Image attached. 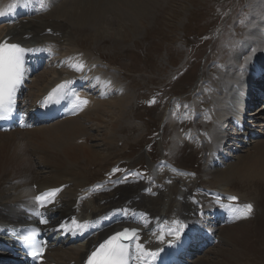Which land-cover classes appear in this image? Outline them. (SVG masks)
<instances>
[{"label": "bare ground", "instance_id": "6f19581e", "mask_svg": "<svg viewBox=\"0 0 264 264\" xmlns=\"http://www.w3.org/2000/svg\"><path fill=\"white\" fill-rule=\"evenodd\" d=\"M160 1L167 0H0V13H3L0 15V44L27 43L34 60L44 61V67L47 68V71L39 75L35 74L37 76L33 75L27 85L24 101H27L25 105L28 109L39 103L42 104L46 97L45 92L55 84L67 81L72 86L70 92V96L74 98L71 102L72 116L53 125L57 135L59 134L64 142L76 135H85L81 125L89 121L91 115L101 113L103 109L111 112V105L114 104L112 108H118V113L111 121L114 125L111 129L112 133L107 136L105 142V145H108L115 139L114 137L111 140L110 137L119 132V122L128 113V97L125 94L120 98L107 100L112 87L107 64L93 51H83L74 42L73 37L80 35L77 32L92 28L91 41L103 40L106 36L103 25L117 22L110 18L111 15L117 18V25L121 27L126 22L149 23L147 12L151 13L161 8L158 4ZM261 2L262 0L257 1L255 7L257 14L263 13V7H258ZM262 5L264 6V1ZM45 11L47 12L43 16L42 12ZM257 24L258 29H253L248 35L249 39L242 44L246 49L253 47L251 55L256 63L250 67L247 66L249 60L244 63L246 66L240 76L237 73V69H241L240 66H229L228 72L232 71V73L222 76L223 78L219 77L218 87L212 86L213 91H210V95H204V100L208 102L207 104L204 102L205 110L201 115V121L206 125H212V128L211 132L204 130L202 137L199 138L210 145L209 151L205 148V153H208L209 170H214L210 175L217 190L213 196L204 197L207 199L204 205L191 199L197 192L196 183L190 178L178 176L166 167L151 168L146 182L137 178L131 184L114 182L84 191L83 188L86 186L81 183V175L88 167L98 165V159L110 158L109 150L106 149L104 157H96L86 146V137H77L74 141L85 139V144L81 147L70 144L66 147L61 146L55 159L49 162V166H45L46 160L35 165L26 158V155L11 149L12 145L9 144L17 142L14 140L17 135L30 141L42 135L45 130L53 129L49 125L41 128L40 124L23 131L17 129L0 132V173L11 172L23 175L25 171H30L25 174L17 188L24 191L22 195L12 194L6 179H0V224L24 221V215L19 209L20 205L31 204L33 196L40 192L38 189L33 190L32 186L43 187L42 189L53 188L49 193L54 195L49 196L41 192L44 197L41 203L43 213L46 216L61 217L64 221L77 216L79 225L73 233L65 232L63 234L65 239L59 245L48 246L44 253V262L41 264H81L94 244L121 227L138 230V238H135L134 245H142L143 258L148 259L150 253H154L168 241L177 240V231L180 236L177 241H180L183 235L190 234L195 228L207 226L208 220L214 221L219 216L223 215L226 222L231 224L246 219L249 215H241L244 206L251 204L253 212L258 203L256 198H252L255 188L251 187L264 184V142L251 141L250 143H254L255 152L247 154L244 158L230 154L223 155L221 143L231 142L251 132L257 133L258 137L264 136V125H256L259 119L264 118V116L260 117L264 105L248 113L251 106L261 103V99L264 98V95L258 94L259 91L264 94V86L255 87L263 81L258 79L255 83L252 78L262 69L255 71L258 64L256 58L264 56V34L263 38L260 36L264 21L258 20ZM114 35L121 40L126 38V34L121 35L117 32ZM242 56L240 51L236 53V58L241 59ZM262 59H260L261 64H263ZM247 74H252V77ZM234 77L235 80H230ZM243 95L248 98L244 99ZM106 121L103 117H97L93 124L100 129L104 127ZM226 123L229 131L222 128V124ZM253 127H258V130H254ZM57 139L61 141L58 136ZM18 141H20L19 146H22L21 140ZM233 158L236 160L235 163H224ZM254 160L255 164H253ZM222 167L223 169H218ZM47 168L50 170V177L42 179L41 184L37 185L36 172ZM234 179L239 180L243 185L238 187L236 192L231 191ZM240 192L245 194L241 195ZM233 196L236 199L232 200L233 203H229L231 200L229 197ZM175 219L178 228L174 232ZM180 225L184 227L181 229ZM50 227L52 224L46 223V228ZM91 227H101L102 230L81 242L75 239L77 234H82ZM223 228L219 229L216 226L213 228L219 241L222 240L225 232ZM204 241H207L206 237ZM194 254L191 255L189 264H218L213 260L196 258ZM230 264L236 263L232 261Z\"/></svg>", "mask_w": 264, "mask_h": 264}, {"label": "rangeland", "instance_id": "374dc122", "mask_svg": "<svg viewBox=\"0 0 264 264\" xmlns=\"http://www.w3.org/2000/svg\"><path fill=\"white\" fill-rule=\"evenodd\" d=\"M257 1H160L158 4L161 8L151 13L147 12L149 23L126 22L121 27L117 25V18L111 15L110 18L117 22L103 25L106 35L103 40L91 41L92 28L77 32L80 35L73 37L74 42L83 51H93L107 64L108 77L112 86L107 100L120 98L124 94L128 97V113L119 122V132L110 137L111 140L114 137L115 139L105 145L107 136L112 133L114 123L111 121L118 113V108H112L114 105L112 104L111 112L103 109L101 113L91 115L89 121L81 125L85 135H76L64 142L53 127L60 121H55L41 126L42 128L49 125L54 130L47 129L42 135L30 141L19 135L15 136L14 140L17 142H11L10 148L26 155V158L35 165L46 160L47 167L59 153V147H66L67 144L77 147L84 145L85 139L74 141L75 138L83 136L86 137V146L96 157H104L106 149L110 152V158L98 159V165L88 167L81 175V183H84L86 187L101 179L115 167H119L120 172L135 167L140 173L135 177L132 174L130 176L134 177L132 181L136 177L144 180L143 177L148 175L147 168L151 169L162 159H167L174 163L176 168L192 173L185 177L196 183V187L199 185L216 190L212 183L213 177L210 175L214 170H209L208 153H205L210 145L199 138L202 137L204 130L211 132L212 128V125H206L204 121H201V115L205 110L204 102L206 104L208 102L204 100V95L209 96L210 91H213L212 86L218 87L217 81L232 73V71L228 72L229 66L238 65L243 69L244 63L249 60V57L252 58L253 47L246 49L242 44L249 39L248 35L253 29H258V20L264 21L262 5L264 0L261 2L262 6H258L263 7V13L259 14L255 10ZM263 29L260 33L262 38ZM117 32L121 35L126 34L125 40L119 39L120 34L119 38H115L114 34ZM240 47H243V50ZM239 51L243 55L241 59L236 58V53ZM261 58L264 64V56L257 57L256 67L258 65L259 68L264 67L261 64ZM237 70V73H242L239 69ZM45 71L47 68L44 67L37 75ZM247 76L252 77V74ZM236 77L230 80H235ZM259 80L263 83L255 87L264 86V76ZM256 82L258 81L255 80ZM261 95L264 94L261 93ZM263 105L264 98L261 99V103L251 106L248 113L258 110ZM261 116H264V111ZM97 117L107 120L103 128L99 129L93 124ZM263 122L264 118H261L256 125H264ZM227 124H222V128L229 131ZM253 128L258 130V127ZM57 136L61 141L57 139ZM244 137L240 136L231 142L222 141L223 155L230 154L244 158L247 154H254L253 142H264V136L256 139ZM19 139L22 146H19ZM251 141L253 142L250 143ZM235 162L233 158L225 164ZM255 163L256 161L253 164ZM29 172L25 171L23 175L11 172L0 173V179H6L12 194L22 195L24 191L17 188L25 174ZM175 172L182 173L179 170ZM36 173H38L37 185L41 184L42 179L51 175L48 168ZM146 181L147 179L144 180ZM232 183L231 191L236 192L238 187L243 186L236 179ZM35 188L39 191L45 190L42 189L43 187L32 186L33 190ZM251 188H255L252 198L258 201L254 217L248 220L247 217L243 221L232 224L226 222L228 225L222 227L225 232L220 243L205 250L204 254L199 253L202 255H195L196 258L213 260L218 264H230L232 261L236 264H264V184ZM51 189L53 188L49 191ZM217 228L220 229V227ZM230 249L233 251H227Z\"/></svg>", "mask_w": 264, "mask_h": 264}, {"label": "snow or ice", "instance_id": "6c2138e0", "mask_svg": "<svg viewBox=\"0 0 264 264\" xmlns=\"http://www.w3.org/2000/svg\"><path fill=\"white\" fill-rule=\"evenodd\" d=\"M3 13H0L2 15ZM26 50L17 44H0V111L5 108V101L10 106L12 97L14 96L17 86L20 84L23 77V64L24 53ZM87 103V101H83ZM0 118H3L0 116ZM47 195H54V193H48ZM44 197L37 196L36 200L41 201ZM231 200H235L236 197H229ZM252 212V205L247 204L244 206V210L241 215L248 216ZM41 223L46 221L41 220ZM184 226L180 225L182 229ZM121 237L125 240H131L138 238L136 235V229H124L123 232H118L115 236L110 237L99 249L94 251L87 260V264H128V261L132 257L130 246L128 244L120 243ZM177 240L180 238L179 231L176 232ZM23 239L27 240L28 237ZM137 249L143 253L144 249L142 245H137ZM43 253V248L39 247L33 251V257H39ZM158 253H150L155 258Z\"/></svg>", "mask_w": 264, "mask_h": 264}]
</instances>
